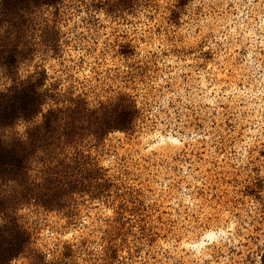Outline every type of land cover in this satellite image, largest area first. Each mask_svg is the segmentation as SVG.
Wrapping results in <instances>:
<instances>
[{"label":"rangeland","instance_id":"rangeland-1","mask_svg":"<svg viewBox=\"0 0 264 264\" xmlns=\"http://www.w3.org/2000/svg\"><path fill=\"white\" fill-rule=\"evenodd\" d=\"M112 2L65 1L59 53L41 51L18 70L24 79L44 69L48 84L93 104L127 94L140 109L132 132L93 153L126 194L111 264H260L264 0H135L124 11ZM116 210L87 201L72 214L20 217L49 262L104 264Z\"/></svg>","mask_w":264,"mask_h":264},{"label":"trees","instance_id":"trees-1","mask_svg":"<svg viewBox=\"0 0 264 264\" xmlns=\"http://www.w3.org/2000/svg\"><path fill=\"white\" fill-rule=\"evenodd\" d=\"M65 1L0 0V73L10 80L8 87L0 86V264L21 256L36 264L44 256L32 249L31 236L21 224L24 210L72 214L87 201L115 207L104 239V264L115 259V237L127 224L128 210L118 204L126 197L122 185L93 153L111 134L135 129L141 112L133 97L119 94L93 104L48 84L44 69L36 68L24 79L18 75L19 67L41 51L59 53L58 8ZM134 1L112 3L124 11ZM192 1L176 0L179 7ZM63 260L49 262L45 257L42 264H68Z\"/></svg>","mask_w":264,"mask_h":264},{"label":"snow or ice","instance_id":"snow-or-ice-1","mask_svg":"<svg viewBox=\"0 0 264 264\" xmlns=\"http://www.w3.org/2000/svg\"><path fill=\"white\" fill-rule=\"evenodd\" d=\"M45 259L44 256H38L36 264H42L43 260Z\"/></svg>","mask_w":264,"mask_h":264}]
</instances>
